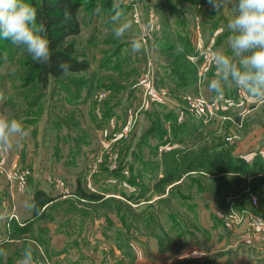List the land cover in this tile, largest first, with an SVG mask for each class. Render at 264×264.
<instances>
[{
	"label": "rangeland",
	"instance_id": "1",
	"mask_svg": "<svg viewBox=\"0 0 264 264\" xmlns=\"http://www.w3.org/2000/svg\"><path fill=\"white\" fill-rule=\"evenodd\" d=\"M87 3L71 38L90 63L86 73L23 87L27 53L0 40V113L29 133L0 151V264H17L29 243L36 264H264V175L242 178L204 160L230 155L257 171L264 101L226 88L221 109L204 118L187 103L216 101L207 88L210 52L228 51L231 5L217 13L207 0ZM116 3L133 24L121 38L111 32ZM214 16L220 23L211 35ZM133 39L142 41L138 52ZM171 64L182 66L172 79ZM168 109L192 134L177 135Z\"/></svg>",
	"mask_w": 264,
	"mask_h": 264
},
{
	"label": "clouds",
	"instance_id": "2",
	"mask_svg": "<svg viewBox=\"0 0 264 264\" xmlns=\"http://www.w3.org/2000/svg\"><path fill=\"white\" fill-rule=\"evenodd\" d=\"M218 12L226 4H230L233 15L226 28L228 51L218 48L210 52L214 74L208 80L209 93L213 99L222 101L225 89L235 87L247 94L253 101H264V0H207ZM111 32L117 38L125 36L132 29V21L126 18L120 3L111 9ZM94 13L99 15L101 7L97 6ZM71 14L64 13L63 22L71 20ZM0 40L11 41L22 47L34 62L48 63L51 57L50 40L47 36L46 24L38 20V10L29 0H0ZM140 39L131 41V49L138 52L142 48ZM177 52L183 47L177 45ZM63 74L69 73L70 64L61 63ZM5 99L0 92V101ZM23 122L15 117L0 113V151L14 149L19 141L28 136ZM34 249L31 243L22 250L17 264H36ZM0 255H5L0 248Z\"/></svg>",
	"mask_w": 264,
	"mask_h": 264
},
{
	"label": "trees",
	"instance_id": "3",
	"mask_svg": "<svg viewBox=\"0 0 264 264\" xmlns=\"http://www.w3.org/2000/svg\"><path fill=\"white\" fill-rule=\"evenodd\" d=\"M95 0H29V2L36 7L38 10V20H43L46 24L47 28V36L50 40V50H51V57L48 63H40V62H34L31 58V56L27 53L24 59V63H22V66L25 68L23 79H22V86H40L41 88H45L50 80L61 78L67 74L69 75H77L86 73L90 69V63L87 58L84 57L83 53H79L76 50V46L74 42L71 40V38L77 36L81 32V25L79 22V14L81 13V8L85 5L84 3H87V5H91ZM68 12L71 14V20L68 22H63L64 20V13ZM215 19H213L211 23V31L215 32L219 29L218 24L220 23L218 21V17L214 16ZM20 49H23L22 47H19ZM119 48V45L118 47ZM25 50V49H23ZM26 51V50H25ZM117 51L114 52V55H116ZM121 53V52H120ZM187 53H189V48H187ZM118 54V53H117ZM193 55L191 52L189 53ZM108 66L106 67H113L111 64L113 63L112 60H110ZM67 62L70 64V71L69 73L63 74V70L60 68V64ZM117 62V61H115ZM182 66H174L173 64L167 66L165 70H169V78L172 79L174 74H177L176 69L180 68ZM181 83L185 85L186 82L184 80H181ZM208 83V81H207ZM40 96V95H39ZM234 97V96H233ZM232 97V98H233ZM236 98V96H235ZM234 99V98H233ZM69 101H73L70 99ZM80 102L75 101V104H79ZM110 107L107 110V115H110L109 113ZM225 112L221 113L222 115ZM227 115V114H225ZM233 115V113H232ZM166 117H171L174 122L172 123V126H175L178 131L177 135L180 136L181 133L185 135L192 134V129L189 127L188 124L179 122L180 116L177 115L174 111H168L166 114ZM235 119L238 121L239 115L235 117ZM170 120V118H169ZM178 123V126L175 125V123ZM165 124V123H164ZM190 139V138H189ZM176 141H182V138L177 139ZM209 152V151H208ZM230 155L224 157L217 156L216 154L209 153L206 155L205 159L207 164L210 167L217 168L219 165H221L222 169L219 168L218 171L222 172H228L235 174V176L243 177H250V176H257V175H264V162L260 160L259 158H256L253 161V168L257 167V171H251L248 172V166L251 164H244V166L247 168L244 171L243 168V161L241 159H237V157L232 158ZM201 159V158H200ZM199 159V160H200ZM202 160L199 162H195V165H201ZM217 170V169H215ZM234 177V176H233ZM238 178V177H237ZM167 179H163V182H166ZM157 182L154 184L156 185ZM42 192H38L36 196L34 197V206L35 209H38V200L41 199ZM81 196L86 197H92L94 199H100L101 197L99 195H93L85 193H82ZM37 201V202H36ZM36 204V205H35ZM40 207V206H39Z\"/></svg>",
	"mask_w": 264,
	"mask_h": 264
},
{
	"label": "built area",
	"instance_id": "4",
	"mask_svg": "<svg viewBox=\"0 0 264 264\" xmlns=\"http://www.w3.org/2000/svg\"><path fill=\"white\" fill-rule=\"evenodd\" d=\"M148 86V85H147ZM148 88V93L150 97L153 99L154 102H163V97L161 98L158 93L153 88ZM189 101V102H188ZM187 103L189 106V112L195 118H204L208 114H212L214 111L217 113L221 106L219 105L218 101H208L204 99V97L199 96L198 99L192 101L191 98L187 97ZM220 115H222L220 113ZM226 116V115H224ZM232 139L227 138V141H231Z\"/></svg>",
	"mask_w": 264,
	"mask_h": 264
},
{
	"label": "crops",
	"instance_id": "5",
	"mask_svg": "<svg viewBox=\"0 0 264 264\" xmlns=\"http://www.w3.org/2000/svg\"><path fill=\"white\" fill-rule=\"evenodd\" d=\"M168 110H169V111H173V109H168ZM25 218H26V217H25ZM26 220H30V219L27 218Z\"/></svg>",
	"mask_w": 264,
	"mask_h": 264
}]
</instances>
